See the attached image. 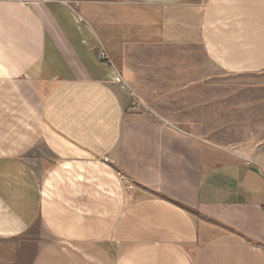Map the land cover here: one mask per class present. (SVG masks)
I'll return each instance as SVG.
<instances>
[{"label": "crops", "instance_id": "obj_1", "mask_svg": "<svg viewBox=\"0 0 264 264\" xmlns=\"http://www.w3.org/2000/svg\"><path fill=\"white\" fill-rule=\"evenodd\" d=\"M195 27L206 67L264 69V0H0V264H264L258 163L131 110L118 71Z\"/></svg>", "mask_w": 264, "mask_h": 264}, {"label": "rangeland", "instance_id": "obj_2", "mask_svg": "<svg viewBox=\"0 0 264 264\" xmlns=\"http://www.w3.org/2000/svg\"><path fill=\"white\" fill-rule=\"evenodd\" d=\"M196 32V27L189 35L175 29L167 35L159 28L158 36L150 41L157 53L147 54L143 58L147 63H140L150 66L149 60H155L152 67H133L134 54H129L128 67L118 70L132 95L129 108L154 111L183 133L258 163L264 174V69L225 76L206 67ZM34 155L30 165L36 168L44 157L39 152Z\"/></svg>", "mask_w": 264, "mask_h": 264}, {"label": "built area", "instance_id": "obj_3", "mask_svg": "<svg viewBox=\"0 0 264 264\" xmlns=\"http://www.w3.org/2000/svg\"><path fill=\"white\" fill-rule=\"evenodd\" d=\"M99 57L101 58V59H103V60H108V58H107V55L105 54V52H102L100 55H99ZM136 103V102H135ZM134 105V101H133V103L131 104V106H133Z\"/></svg>", "mask_w": 264, "mask_h": 264}]
</instances>
